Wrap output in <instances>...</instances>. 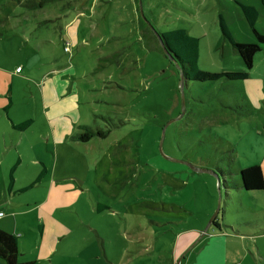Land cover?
I'll use <instances>...</instances> for the list:
<instances>
[{"label": "rangeland", "instance_id": "rangeland-1", "mask_svg": "<svg viewBox=\"0 0 264 264\" xmlns=\"http://www.w3.org/2000/svg\"><path fill=\"white\" fill-rule=\"evenodd\" d=\"M242 1L263 6L261 0H57L31 10L0 0V64L30 73L23 80L0 70V88L13 101L9 117L0 114V160L8 163L21 147V183L45 168L11 201L0 191V210L23 234L21 261L178 264L187 253L184 264H197L220 247V264H264V190L235 185L243 168L260 165L264 173V51L248 80L263 85L251 111L242 102L247 80H191L182 89L179 68L157 34L183 27L203 35L201 71H244L218 14H234L231 30L256 39L247 18L237 17L239 10L245 15ZM257 22L264 29V10ZM113 53L115 61L102 59ZM66 66L60 78L79 91L80 121L103 129L107 118L123 122L107 137L69 136L55 144L48 133L46 107L53 117L58 94L46 97L45 106L37 82ZM25 119L34 123L12 129ZM199 168L224 169L231 187ZM171 179L189 182L192 208L177 210L168 201ZM220 197L216 219L228 234L214 237L221 230L212 225L201 236Z\"/></svg>", "mask_w": 264, "mask_h": 264}, {"label": "crops", "instance_id": "crops-1", "mask_svg": "<svg viewBox=\"0 0 264 264\" xmlns=\"http://www.w3.org/2000/svg\"><path fill=\"white\" fill-rule=\"evenodd\" d=\"M242 2L255 6L254 4L247 2V1H242ZM261 4H262V2H261ZM258 8L257 9L259 11V18H258V20H259L263 16L264 6H262L261 9H260V7H258ZM239 11H237V17L239 18V20H241V22H244L246 17H245V15L242 14L241 11L240 12ZM218 12H219L218 13L219 16L221 14L223 15V17H224V19H225V21L229 27L228 22L232 21L231 17L234 16V14L232 16H229V15H227L226 12H224L223 9H220ZM257 28L260 31L264 32V29L259 28L258 22H257ZM167 30L168 29H161L160 31H167ZM186 30L191 35L201 37V39L203 38L202 37L203 35L200 36L198 34H193L190 30H188V29H186ZM229 30L231 31V34L233 35V37L238 41L257 42V38L255 39V38H253V36L247 37L246 35H241L240 33H237V32L235 33L231 30L230 27H229ZM68 34H69V37L73 38V36L70 33V30L68 31ZM72 40L74 41V38ZM200 46H201V41H200ZM262 51H264V45H263L262 50L259 51L257 54L261 53ZM4 64L3 63L0 64V70L3 71L4 76H16V77L18 76V78L24 80V79H27L28 74L30 75V73L25 72V67H22V71H20V72H17L15 69V73H14V69H13L12 65H10L8 63H4ZM18 66H20V65H18ZM253 68H254V66H253ZM253 68L249 71V77L247 79L240 80L242 82L247 80L246 82L243 83L245 86L244 87L245 95H243V97H242V102L245 103V106L247 107V109L249 108V109H251V111L254 109L253 104H252L253 100L259 98L258 94L261 93V89H263L262 88L263 85H261V83H262L261 79L256 78L252 84L249 83V81H248L251 78V72L253 71ZM67 70H68V66L59 67L57 69L55 68V69L49 70L47 73H45L41 77L40 81L37 82L38 86H36L38 88V91L41 93L40 97H42V100H43L45 106H46V102H47L46 97L47 98H50V97L54 98V96H57V94H58V96L56 97L57 101H55L56 105H57V110L53 111V117H52L51 113H49V111H48V108L50 106L48 108L46 107V111H45V114H46V116H48V119H49L48 133H50V135L53 136L55 144H57V142H59V141L66 140L69 136L71 137L78 130V126L82 123H85L84 121H80L81 120L80 106H79V104H77V100L80 98V94H79L77 87L69 86L67 81L60 78L61 74L65 73ZM244 70H246V67L244 68ZM51 88H54L56 90V92H53ZM54 94H56V95H54ZM59 96H61V97L59 98ZM228 102L229 103L227 104V106H230L231 101H228ZM10 103H11V105H9ZM52 103H53V101H52ZM12 104H13L12 97L8 95V89L1 87L0 88V109L3 110V111H0L1 116L6 115L9 117V114H10V111L12 108ZM8 105H9V108L7 110L6 107ZM257 105L260 106V103H257ZM232 107H234V105ZM52 119H53V121H52ZM54 119H57V121H55ZM26 120L27 119L20 121V122H17V123L13 122L11 124L12 129H14V130L16 129V130H20V131L28 129V127L26 129H23V130L16 128L17 124L22 123ZM64 123L68 126L63 127ZM16 144L17 143H15V146H16ZM15 150L17 152L16 153L17 156L15 158L13 157L8 163L6 162V160H3V159L0 160V165L3 164V167L1 169V173L3 175V178L1 179V181H2L3 185H2V188H0V191L5 192V195H6L5 199H8L9 201H11L13 199V197H11V196H15V195L19 194L21 191L29 188V186L39 176H41L42 171L44 169V168H41L39 170V172L34 177L35 178L34 181H32L33 179H31L27 183H21V182H23V180H21L22 171H23V170H21V167L23 165V161H22V157H21L20 152H19V150H21V147L16 148ZM15 165H16L15 183L12 187V191H9L8 186H9V182H10V171H11L12 167H14ZM179 171L181 172V170H178V171H176V173H180ZM239 183H240V179H238V181H237V184H239ZM166 187L168 188L167 189L168 190V194H167L168 195V201L172 202L171 204L173 207H176L177 210L178 209L183 210L184 206H186L187 208L188 207L192 208L191 202H192L194 196H193V190H192L188 181L186 182L185 180L179 181V180L171 179L170 181L167 182ZM20 204H21V202L19 201V203L13 204V206L16 207V206H19ZM5 205H7V207H8V204H5ZM96 209L98 211H101V210H103V206H100V203H98ZM0 212H3V211L0 210ZM221 227L222 226L220 224L219 227H217V228H219V230H221ZM0 229H3L6 231H9L11 233L23 236L22 233L21 234L17 233L18 227L16 226V224L11 225L10 216H6L5 213L3 214V216L0 217ZM223 233H226V232H224L222 230H221V232H214L213 236L218 237V238H220V237L222 238V236L224 235ZM226 234H228V233H226ZM204 235H206V234H204ZM219 250H220V247L212 250L211 254H209L208 256H205V255L201 256L200 255L199 257L196 258V260L193 263L197 262V264H215V263L220 264V259L218 258V255L220 254ZM186 255H187V253H186ZM185 256H183L178 261V264H184V262L187 260V257H185ZM1 259H3V258L0 257V264H5L1 261ZM175 264H177V263H175Z\"/></svg>", "mask_w": 264, "mask_h": 264}, {"label": "trees", "instance_id": "trees-1", "mask_svg": "<svg viewBox=\"0 0 264 264\" xmlns=\"http://www.w3.org/2000/svg\"><path fill=\"white\" fill-rule=\"evenodd\" d=\"M57 0H10L15 5L22 6L26 9L36 10L44 7L50 2ZM264 6V0H261ZM247 21L256 35L257 42H242L236 40L229 27L221 14L220 27L222 34L225 38L229 39L233 44V47L239 52L241 58L244 61L246 70L241 72H224V73H214L201 71L198 67V59L200 55V41L201 37L194 36L188 33V31L183 27H178L175 29H170L167 31H161V39L165 45L168 54L174 57V60L179 65V71L181 77H183L184 85L191 80H215L219 78H227L233 80H244L249 77V71L254 66L256 54L262 50L264 45V32L257 28V20L259 18L258 9L246 3H240ZM167 54V56H168ZM118 53H113L111 55L105 56L102 59L107 62L115 61ZM169 57V56H168ZM11 105V103L9 104ZM9 105L6 107L8 110ZM109 127L106 129L94 127L88 124H80L78 130L71 136L74 141L88 142L94 137L105 138L109 135L111 130L115 127L120 126L123 122L115 121L112 118H107ZM33 123L32 119H27L26 121L16 125L18 129H26ZM15 171L16 165L12 167L10 171V182L8 190L12 191V187L15 183ZM216 171L223 178V183L226 185V189L230 188V182L226 180L228 174L222 168L216 169ZM45 168L42 171L41 176L44 174ZM240 183H235L237 188L244 189L247 191L251 190H264V173L260 165H251L249 167L241 169L239 172ZM41 176H39L29 187H32L40 181ZM222 179L219 181V186H221ZM100 206H104L101 205ZM213 224L219 227L217 219L214 220ZM19 236L17 234L11 233L9 231L0 229V257L3 258L8 264H34V261H21L19 259L20 248H19Z\"/></svg>", "mask_w": 264, "mask_h": 264}, {"label": "water", "instance_id": "water-1", "mask_svg": "<svg viewBox=\"0 0 264 264\" xmlns=\"http://www.w3.org/2000/svg\"><path fill=\"white\" fill-rule=\"evenodd\" d=\"M157 34H158V37H159V39H160V42H161V44H162V46H163V48H164L165 53L168 54L167 49H166V47H165V45L163 44V41H162V39H161V35H160V33L157 32ZM168 56H169L172 60H174V57H173L172 55L168 54ZM174 62H175V61H174ZM175 63L177 64V62H175ZM177 66L179 67L178 64H177ZM181 87H182V89L184 88V80H183V77H181ZM198 170L213 173V174L217 177V179H218V183H219V181L222 179V178H221V175H220L217 171H215V170H210V169H207V168H199ZM220 201H221V197H220V199H219V207H218V209L216 210L215 214L212 216V218H211V220H210L208 226L205 228V230H204V232L201 234V236H203V235L208 231V229H209L212 225H214L213 222H214V220L216 219V217H217V215H218V213H219V211H220ZM192 247H193V246H192ZM185 255H186V253H184L183 256H185Z\"/></svg>", "mask_w": 264, "mask_h": 264}, {"label": "built area", "instance_id": "built-area-1", "mask_svg": "<svg viewBox=\"0 0 264 264\" xmlns=\"http://www.w3.org/2000/svg\"><path fill=\"white\" fill-rule=\"evenodd\" d=\"M16 71H17V72L22 71V66H18V67L16 68ZM1 216H3V212H0V217H1Z\"/></svg>", "mask_w": 264, "mask_h": 264}]
</instances>
